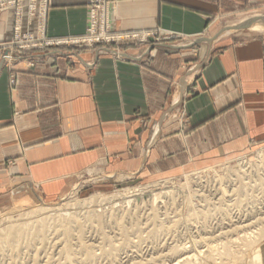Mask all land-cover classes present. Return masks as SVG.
<instances>
[{
  "label": "crops",
  "instance_id": "obj_1",
  "mask_svg": "<svg viewBox=\"0 0 264 264\" xmlns=\"http://www.w3.org/2000/svg\"><path fill=\"white\" fill-rule=\"evenodd\" d=\"M8 6L0 43L13 31ZM250 13L264 15V0H113V31L181 37L122 47L123 60L104 46L41 62L0 54V210L60 199L93 167L178 173L264 145V23L245 18L220 32ZM28 14L24 6L23 29L36 31ZM42 22L50 38L83 35L89 0H49ZM244 28L255 33H230ZM174 111L183 132L163 122Z\"/></svg>",
  "mask_w": 264,
  "mask_h": 264
},
{
  "label": "rangeland",
  "instance_id": "obj_2",
  "mask_svg": "<svg viewBox=\"0 0 264 264\" xmlns=\"http://www.w3.org/2000/svg\"><path fill=\"white\" fill-rule=\"evenodd\" d=\"M20 1L0 0L2 8L14 5L11 38L0 43V54L9 63L21 58L41 62L59 57L61 49L76 52L99 46L113 48L115 58L123 60L122 47L181 37L113 31L109 22L113 0L105 7L89 0L90 24L83 35L50 38L42 22L49 0H37L35 12L27 4L21 7L22 15L24 6L29 14L35 13L36 31L23 29ZM245 18H252L251 23L263 22L264 15L230 18L220 32ZM19 20L21 35L17 39L14 32ZM230 33L255 32L244 28ZM31 34L34 39L29 38ZM185 121L182 112L175 111L167 112L163 120L179 125L181 132ZM261 151L264 145L206 165L189 164L178 173L167 168L159 174L151 169L152 174H140L93 167L80 174L60 199H35L0 210V264H172L187 255L190 260L181 264H264V171L246 180L236 172L243 162L255 164ZM141 190L144 203H136L129 192L139 195ZM122 191L126 194L119 196ZM155 193L160 196L157 200ZM92 197L93 203H83ZM44 202L52 209L42 210ZM33 209L41 210L25 214ZM185 247L189 253L182 250Z\"/></svg>",
  "mask_w": 264,
  "mask_h": 264
},
{
  "label": "bare ground",
  "instance_id": "obj_3",
  "mask_svg": "<svg viewBox=\"0 0 264 264\" xmlns=\"http://www.w3.org/2000/svg\"><path fill=\"white\" fill-rule=\"evenodd\" d=\"M240 168L236 171L238 174H240V176L242 177L243 176V178H244V180H246L248 177H249V175H256V173L258 172V171H264V169H261V168H263L264 167V152H259V154L257 155V161H256V163L255 164H251V163H247V162H243V163H241L240 165ZM230 172V171H229ZM259 173V172H258ZM257 177V176H256ZM263 177V176H262ZM257 179V178H256ZM264 180V178H262V181ZM246 182V181H245ZM249 182V181H248ZM144 190V189H143ZM143 190H141L140 192V194L138 195L137 193H134V192H129V194H130V196H132V197H134L133 199H134V201L136 202V203H138L139 201H143V203H144V191ZM124 194H126V192H124V191H122V192H119V196H121V195H124ZM148 196V195H147ZM150 196V195H149ZM148 196V197H149ZM138 197H139V199H138ZM146 197V196H145ZM154 199H158L160 196L158 195V194H154ZM152 197V198H153ZM94 200H95V198H89V199H84L83 200V203L84 204H91V203H93L94 202ZM104 200V199H103ZM102 200V201H103ZM110 202H112V203H114L115 201H114V199H113V197H110L109 199H108ZM153 200V199H152ZM146 201V200H145ZM155 201V200H154ZM163 201V200H162ZM116 203V202H115ZM121 203V202H120ZM154 203V202H153ZM43 207V209L42 210H45V209H47L48 211H49V209H52L51 208V206L50 205H47V204H45V202L44 203H42L41 205H40V208H42ZM39 210H41V209H33L32 211L31 210H28V211H26L25 212V214H30L31 212H34V211H37V213H38V211ZM8 216H10V215H8ZM261 219V218H260ZM12 230V229H11ZM263 230H264V228H263ZM262 230V231H263ZM264 233V232H263ZM254 235V234H253ZM250 237H252V235H250ZM255 238V237H254ZM186 249V247L184 248V249H182V250H185ZM185 251H187V250H185ZM188 253H189V251H187ZM185 253V252H184ZM187 253V254H188ZM227 253H230V252H227ZM226 253V254H227ZM184 255V254H183ZM231 255V254H230ZM189 259V257H188V255H187V257H184L183 259H180V260H177V261H175L174 263H172V264H181V263H183L182 261H184V262H187V260ZM190 260V259H189ZM171 262V261H170Z\"/></svg>",
  "mask_w": 264,
  "mask_h": 264
},
{
  "label": "built area",
  "instance_id": "obj_4",
  "mask_svg": "<svg viewBox=\"0 0 264 264\" xmlns=\"http://www.w3.org/2000/svg\"><path fill=\"white\" fill-rule=\"evenodd\" d=\"M12 2H16V0H10ZM111 0H91L92 3L94 4H97V5H101L103 7H105V5L109 4ZM27 4L29 7H30V11L31 12H35L37 10V0H25V1H20V3H18V5L20 6L19 10H18V15H22L21 14V7L24 5V4ZM35 13L31 14V15H34ZM20 19V18H19ZM94 19V18H93ZM20 20L18 22V25L16 27V30L14 32V35L16 36V38L18 39V37L21 35V29H20ZM30 39H34L35 38V35L34 34H31L29 36ZM16 41V40H15Z\"/></svg>",
  "mask_w": 264,
  "mask_h": 264
},
{
  "label": "water",
  "instance_id": "obj_5",
  "mask_svg": "<svg viewBox=\"0 0 264 264\" xmlns=\"http://www.w3.org/2000/svg\"><path fill=\"white\" fill-rule=\"evenodd\" d=\"M263 23H264V20H263Z\"/></svg>",
  "mask_w": 264,
  "mask_h": 264
}]
</instances>
